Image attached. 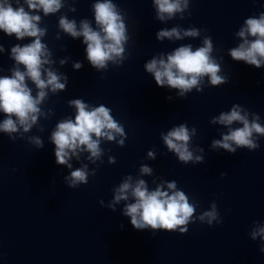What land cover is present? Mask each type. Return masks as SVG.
Wrapping results in <instances>:
<instances>
[{
  "label": "water",
  "instance_id": "95a60500",
  "mask_svg": "<svg viewBox=\"0 0 264 264\" xmlns=\"http://www.w3.org/2000/svg\"><path fill=\"white\" fill-rule=\"evenodd\" d=\"M11 2L17 6L16 0ZM96 2L61 0L63 6L57 12L45 15L20 0L26 11L40 16L38 27L46 30L41 42L51 52L52 63L45 67L62 75V83L63 76L68 82L56 93L46 89L48 95L39 105L45 115L28 132L21 128L12 134L13 140L0 131V264H264L261 238L253 240L250 235L264 226V136L258 139L259 148L251 151L235 144V153L212 147L230 128L243 126L212 122L234 105L248 112L250 122L252 114H257V122L264 127V65L256 68L230 56V49L242 42L237 33L244 21L264 12V0H187L183 13L171 19L165 14L164 20L158 19L154 0H112L126 26V58L120 65L109 61L107 69L99 71L86 59L83 37L73 38L59 28L62 16L75 20L77 28L81 20L97 28ZM173 27L181 30L182 39H157L160 30ZM189 28L198 29L199 35L183 36ZM205 37L211 38L210 55L226 83L213 86L205 76L201 91L193 88L182 97L178 89L158 86L146 71L144 65L152 58L163 55L166 59L183 45L195 50L203 46ZM33 39L17 40L15 34L0 30L4 48L0 76L11 75L10 69L16 66L11 48ZM75 62L82 67L74 69ZM27 83L35 96V85ZM74 99H81L89 110L100 105L109 108L124 135L114 134L111 141L101 138L99 159H89L86 150L78 151L68 168L56 164L50 137L59 122L75 119L76 109L69 104ZM3 119L5 114L0 112V122ZM181 124L190 133L195 129L189 150L194 157L202 156V162L184 164L168 150L163 135ZM31 137H39L43 148H37ZM85 165L88 183L68 187L64 177ZM143 165L152 169L150 174L141 173ZM129 176L133 184L145 180L149 191L158 185L168 190L167 183L175 181L176 190L183 191L196 208L188 231L135 229L130 217L123 215L132 197L116 203L115 211L108 207L115 189ZM213 203L222 222L209 226L197 217L211 211Z\"/></svg>",
  "mask_w": 264,
  "mask_h": 264
},
{
  "label": "clouds",
  "instance_id": "9594fccd",
  "mask_svg": "<svg viewBox=\"0 0 264 264\" xmlns=\"http://www.w3.org/2000/svg\"><path fill=\"white\" fill-rule=\"evenodd\" d=\"M28 8L42 9L44 14L57 12L63 5L61 0H25ZM157 7V17L160 20L171 19L175 13H183L188 7L187 0H154ZM13 6L11 0H0V30L11 36L15 34L17 40L24 37H33L31 43L15 45L11 48V57L16 62L11 71V75L0 76V112L5 114V119L0 122V131L8 133L13 140L16 137L13 133L21 128L28 132L38 117L45 115L39 105L48 95L46 89L53 93L57 90H64L67 84V77L63 76L64 82H61L62 75H58L51 68L45 67L52 61L49 59L51 52L48 47L41 42V37L45 35V29L38 27L40 21L39 15H33L26 11L16 0ZM94 18L97 28H93L88 20H81L77 28L75 20H69L61 17L59 28L73 38L83 37V43L86 44V59L92 67L98 71L107 69L108 62L111 61L120 65L126 58L124 54V44L128 39L126 35V26L117 6L112 0H103L93 5ZM73 11L75 9H72ZM183 19V16H181ZM199 30L189 28L183 31V36L196 37ZM237 35L242 39L238 47L230 49V56L233 60L244 61L248 65L260 68L264 65V12L259 17H249L244 21ZM251 37L252 39H249ZM182 39L181 30L176 27L162 29L157 33V39ZM4 51L3 45H0V52ZM213 51V45L210 37H205L203 46L193 50L192 46L183 45L176 48L165 59L163 55L160 58H152L144 67L147 72L153 74L158 86L167 85L170 88L178 89L179 96H185L193 88L201 91L200 84L202 79L207 76L210 84L218 86L226 83L224 76L218 75L221 71L220 65L210 55ZM61 60V64L66 62ZM23 66V70L19 67ZM74 69L82 67L81 62L73 64ZM27 80H30L38 90L33 96L32 88L29 87ZM169 100L172 97H168ZM76 109L75 119H64L59 122L51 134V141L55 145V162L59 165H66L72 168L69 163L71 156L77 155L78 151H88L89 159H99L102 150L99 147L100 139L106 138L111 141L115 139L114 134L124 135L123 128L110 115V109L104 105L93 107L89 106L81 99L69 101ZM243 113V114H242ZM248 112L239 105H234L229 112H222L213 119V123L219 122L222 125L230 126L233 122L242 123V127L229 130L224 134L221 140H214L213 148H223L231 153L236 152L235 144L240 148L255 150L259 148L258 139L264 136V127L257 121L259 116L252 114L251 122L248 118ZM195 129L189 132V129L181 124L174 127L167 135H163V140L168 150L174 152L180 162L187 164L189 162H202V156H195L189 150V141ZM254 133L258 136L254 137ZM95 137V139L93 138ZM31 141L37 148H43V141L39 137H31ZM123 144V140L118 142ZM83 146V147H82ZM201 151H203L201 149ZM153 156L152 152L148 153ZM114 162V158H110ZM141 173L150 174L152 169L147 165L140 168ZM95 173L93 172V175ZM68 187L76 188L81 184L88 183L87 166L77 168L71 171L69 176L64 177ZM132 177L129 176L123 183L115 189L114 201L108 207L115 211V204L120 201H128L129 197L133 202L126 203L123 208V215L130 217L131 225L135 229H166L169 231H179L186 233L187 225L194 222L193 216L196 211L194 204L189 203L188 197L183 191L176 190V182L167 183V189L163 185H158L155 190L149 191L145 180L139 179L135 184L131 183ZM101 203H103L101 201ZM197 219L201 223L209 226L213 221L221 223L222 219L216 210V204L213 203L212 210L201 213ZM123 228V225H121ZM251 238L256 240L261 238L260 251L264 253V226H259L251 232Z\"/></svg>",
  "mask_w": 264,
  "mask_h": 264
}]
</instances>
